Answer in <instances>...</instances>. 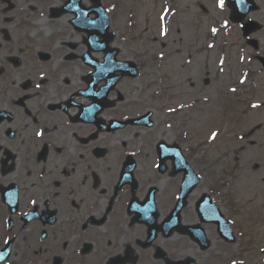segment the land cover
<instances>
[{"label": "flooded vegetation", "instance_id": "flooded-vegetation-1", "mask_svg": "<svg viewBox=\"0 0 264 264\" xmlns=\"http://www.w3.org/2000/svg\"><path fill=\"white\" fill-rule=\"evenodd\" d=\"M94 8L0 0V264H263L226 187L158 133L149 51Z\"/></svg>", "mask_w": 264, "mask_h": 264}, {"label": "rangeland", "instance_id": "rangeland-1", "mask_svg": "<svg viewBox=\"0 0 264 264\" xmlns=\"http://www.w3.org/2000/svg\"><path fill=\"white\" fill-rule=\"evenodd\" d=\"M258 2L252 17L264 26V0ZM114 10L123 36L153 58L147 70L153 92L162 96L158 133L183 138L209 185L211 178L226 183L243 232L263 257L264 68L256 56H264V28L255 35V52L219 0H123Z\"/></svg>", "mask_w": 264, "mask_h": 264}, {"label": "water", "instance_id": "water-1", "mask_svg": "<svg viewBox=\"0 0 264 264\" xmlns=\"http://www.w3.org/2000/svg\"><path fill=\"white\" fill-rule=\"evenodd\" d=\"M229 2L233 10L232 15H231V20L237 24L242 23L250 12L256 11L258 9L256 4L254 3V0H229ZM106 20H107V17H106ZM106 20H105V25L107 27L108 20L107 22ZM260 29H261V26L254 22H249L243 27L246 37L259 31ZM249 45L254 46L256 49H258V44L256 41H249ZM261 61L264 65V59H262Z\"/></svg>", "mask_w": 264, "mask_h": 264}, {"label": "snow or ice", "instance_id": "snow-or-ice-1", "mask_svg": "<svg viewBox=\"0 0 264 264\" xmlns=\"http://www.w3.org/2000/svg\"><path fill=\"white\" fill-rule=\"evenodd\" d=\"M219 3H220V7L223 8L224 5H225V0H219ZM163 19V17H162ZM212 31H216L215 29H213ZM165 35L167 34L166 32L164 33ZM222 63V62H221ZM241 83H243V81H241ZM37 87H39V85H37ZM233 92H235L236 90L235 89H232ZM253 107H258V105H253ZM37 136H43L44 133L43 132H37L36 133ZM217 136V133L213 132L212 133V139H215ZM33 204H35V201H32Z\"/></svg>", "mask_w": 264, "mask_h": 264}]
</instances>
